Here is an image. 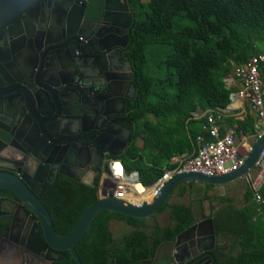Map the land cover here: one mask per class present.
Masks as SVG:
<instances>
[{"label": "trees", "instance_id": "trees-1", "mask_svg": "<svg viewBox=\"0 0 264 264\" xmlns=\"http://www.w3.org/2000/svg\"><path fill=\"white\" fill-rule=\"evenodd\" d=\"M134 16L126 48L133 70L134 97L127 102L132 126L130 140L117 155L127 173L138 172L140 183L152 185L177 155H191L205 118L196 112L224 109L232 89L225 79L235 66L256 54H264V0H126ZM244 133H253L251 118L238 123ZM221 133L220 135H222ZM142 145L139 146L138 142ZM98 177L93 186L58 176L44 200L55 231L69 234L79 216L97 200ZM193 182L174 188L158 213L167 211L169 223L148 224L110 211L100 212L89 231L75 247L81 264H142L153 259L163 244L195 222L191 207L169 203L174 190L186 194ZM210 186L207 185L206 188ZM264 198V183L258 191ZM245 206L235 208L230 198L218 196L223 205L212 212L216 237H230L229 251L216 264H264V204L253 192L244 193ZM214 197L204 190L200 202ZM201 218H205L202 204ZM113 221L132 229L120 238L110 230ZM55 264H76L68 252Z\"/></svg>", "mask_w": 264, "mask_h": 264}, {"label": "flooded vegetation", "instance_id": "flooded-vegetation-1", "mask_svg": "<svg viewBox=\"0 0 264 264\" xmlns=\"http://www.w3.org/2000/svg\"><path fill=\"white\" fill-rule=\"evenodd\" d=\"M133 23L126 0H43L27 9L21 23L12 26L8 34L0 32V57L7 59V63L2 61L11 67L16 81L12 87L9 77L0 79V171L24 178L43 205L58 176L70 172L89 178L90 166L102 158V151L96 149L100 132L120 130L122 136L130 138L127 102L133 99L135 88L126 48ZM72 35H77L76 41ZM51 40H59L57 46L64 47L59 54V77H52L53 58L47 68L52 73L48 71L49 80L56 81L66 93L62 117L52 107L50 113L45 94L39 105L33 104L35 109L39 106L41 115L29 99L32 80L27 77L34 70L36 48L43 52L54 47L47 44ZM15 64L24 69L23 75ZM70 148L74 154L65 160L61 154ZM46 150L56 151L52 158L58 160L55 164L45 165L49 158L42 152ZM108 155L102 154L103 158ZM23 206L14 194L0 190V264H55L65 259V253L52 252L39 242L34 221ZM218 246L216 234L213 240L202 225L163 244L148 260H152L150 264H216ZM226 254L221 250L220 257Z\"/></svg>", "mask_w": 264, "mask_h": 264}, {"label": "water", "instance_id": "water-1", "mask_svg": "<svg viewBox=\"0 0 264 264\" xmlns=\"http://www.w3.org/2000/svg\"><path fill=\"white\" fill-rule=\"evenodd\" d=\"M43 0H0V32H5L6 34L9 33V29L14 26L15 24L21 23V16L25 13L27 9H29L33 4L36 5L41 4ZM50 10V23H53V13ZM73 41L77 40V35L70 36ZM47 38V36H46ZM58 41L51 40L47 44L51 47L46 51L41 52L42 49L36 48L38 51V57L36 56V61L33 65V71L31 77H27L28 79L32 80V84L29 86V99L31 101V106L36 113L41 115L39 106L38 109L34 108V102L39 105V100L43 94L48 98V110L51 113V107L57 111L61 117L64 116L66 113V104L65 98L66 93H62V88L57 87L56 81L49 80L51 79L48 76L49 74L55 73L52 77H59V72L61 69V56L59 55L62 53L64 47L57 46ZM62 50V51H61ZM66 50V49H65ZM64 50V51H65ZM41 53V54H40ZM52 58L54 60V65L51 68L52 73L48 68V65L51 63ZM4 60L6 63L8 62L7 59L3 56L0 57V79L4 80L9 77L13 86H15L16 81L14 78V74L11 70L9 65H5ZM42 66V74L41 72ZM14 67L18 69L22 75L24 74V69L21 67L20 64H15ZM45 70V71H44ZM33 78V79H32ZM18 84V82H17ZM40 88V89H39ZM22 97L24 98L25 94L23 92ZM19 92V94L21 95ZM26 98V96H25ZM114 113V112H111ZM37 120L35 119V122ZM49 132V131H48ZM65 135V133H63ZM101 137L100 140H97L96 149L99 151V156L102 157L99 159V162L92 163L90 166V175L88 179L81 178L79 176L73 175L70 172L64 173L63 175L84 183L85 185L93 186L94 179L98 175L99 165L101 160L103 159V152H106L110 156H115L119 154L129 143V135L126 137L122 136L120 130H112L111 133L108 130H103L100 132ZM120 138H122L120 140ZM46 140V138H45ZM123 140V141H122ZM111 142V145L109 143ZM39 142L35 143L32 148V153L37 150ZM54 147V143L50 144ZM264 147V132L260 135V137L253 143L251 147L250 153L245 157L244 164L241 168L237 171L232 172L225 176H213L208 177L204 176L199 173H179L176 174L170 181H168L160 194L149 204H144L142 208L137 209L132 206H125L122 204L121 201L112 197V194L109 193L102 198H98L94 203H92L78 218L76 224L74 225L72 231L67 235H60L58 234L53 226L51 216L40 201L39 196L32 191L30 185L27 184V181L23 179H19L15 175L7 172L0 171V190H5L11 192L16 197H18L24 204V210L32 217L34 221V228L37 232V238L39 242H41L48 250L52 252H68L76 264H81V261L75 251V247L77 244L83 239L86 233L89 231L94 219L96 216L106 210L114 213H119L125 216H129L132 218L137 219H149L150 217L154 216L156 213L159 212L162 204L164 203L165 199L169 196L171 191L176 188L177 186L184 185L186 183H201L204 185H211V186H222L236 179L240 178H248L249 173L254 169L255 164L259 158L262 148ZM74 154V149L70 148L67 152L62 156H64L65 160L68 156ZM42 154L49 159H46L45 165H52L55 164L58 160H53V156L56 154V151H48L42 152ZM137 179L139 180L138 172H135ZM205 225L208 229L209 234L212 235L213 240L215 239V233L213 228V223L211 218H206L201 222L194 223L191 227L183 231L180 235L177 236V240L181 237L185 236L189 232H195L199 226ZM152 260L143 261L142 264H150Z\"/></svg>", "mask_w": 264, "mask_h": 264}, {"label": "built area", "instance_id": "built-area-1", "mask_svg": "<svg viewBox=\"0 0 264 264\" xmlns=\"http://www.w3.org/2000/svg\"><path fill=\"white\" fill-rule=\"evenodd\" d=\"M264 54L259 53L249 58L242 65L235 66L225 81L234 79L239 83L236 95L243 100L255 118L254 128L257 140L264 132ZM223 110L208 111L204 116L207 139L197 137V149L191 155H177L169 160L171 169H167L150 186H143L135 172L127 173L119 160L104 157L99 165L97 197L102 198L111 193L112 197L125 206L140 209L151 203L162 191L165 184L179 173H199L204 176H225L237 171L244 164L251 147L245 148L236 144L233 130L220 135V124L223 121ZM242 147H245L242 144ZM252 174L247 178L257 204H264L258 191L264 183V147L255 164Z\"/></svg>", "mask_w": 264, "mask_h": 264}, {"label": "rangeland", "instance_id": "rangeland-1", "mask_svg": "<svg viewBox=\"0 0 264 264\" xmlns=\"http://www.w3.org/2000/svg\"><path fill=\"white\" fill-rule=\"evenodd\" d=\"M247 178L237 179L231 183H227L222 186H215L216 188H209L208 194L212 195L214 199L210 204L205 203L204 201L200 202L199 200L202 198L203 192L205 190V186L199 183H193V186L187 190L186 194L182 197L178 195V192L174 190L173 194L170 197L169 203H180L186 206L191 207L194 212L196 219L201 218L200 207L206 206L203 209V213L207 215L209 211V206L218 207L220 203L217 200V197L223 194L224 197H229L232 200L233 206L240 207L243 203V194L249 186L248 182H246ZM247 183V184H246ZM157 223L160 226H164L169 223L168 220V212L164 211L161 213H156L154 215L153 220H149L148 224ZM131 227L125 224L124 222L113 221L110 225V230L115 238H120L124 234L131 231Z\"/></svg>", "mask_w": 264, "mask_h": 264}, {"label": "crops", "instance_id": "crops-1", "mask_svg": "<svg viewBox=\"0 0 264 264\" xmlns=\"http://www.w3.org/2000/svg\"><path fill=\"white\" fill-rule=\"evenodd\" d=\"M262 76L264 78V67L262 69ZM226 86L228 88L232 89V93L230 95V103H229V105L226 108L222 109L223 113H224V116H223V121L220 124V134L226 132L227 130H233L234 136H235V142H236L237 145H239L241 147V153H244L246 151L245 148H248L249 146H252L253 143L256 141L255 138H256V134L257 133H256V130L254 128L255 118L252 115V113H250L246 103L243 100H241L236 95V92H237V90L239 88V83L236 80H234V79H229L228 81H226ZM206 113H204V112H196L193 115H194V118H196V119H199V118H203L204 119V116L206 115ZM246 118H251V120H252V125H253V130H254L253 133L244 134L238 129V123L239 122H243ZM202 131L206 134V132H205V124L202 126ZM242 144H244L245 147H242ZM138 145L139 146L142 145L141 141L138 142ZM252 173H254L253 170L249 173V175L252 174ZM246 182H248V180H246ZM199 184H201V183H199ZM201 185L205 186V189H207V190L209 188H211V187L216 188L215 186H211V185H209L210 186L209 188H206L207 185H204V184H201ZM248 187L249 186H247L246 190L248 189ZM249 189H250V187H249ZM207 195L213 197L212 195L208 194V191H207ZM219 196H223V194H221ZM227 198H229V197H227ZM204 202L208 203V204L211 203L208 200H205ZM222 206L223 205H221V204L218 207L217 206L216 207L209 206V211L210 212L207 215H205V218L196 219V217L194 215L195 222L199 221V220H202V219L211 218V217H209V215L212 212H214V211L218 210L219 208H221ZM243 206H245L244 196H243L242 205L240 207H236V206H234V207L235 208H242ZM202 207L204 209V207H206V206H202ZM230 242H231V238L228 237V236L220 237V238L218 237V245L222 247L223 253H227L229 251Z\"/></svg>", "mask_w": 264, "mask_h": 264}, {"label": "bare ground", "instance_id": "bare-ground-1", "mask_svg": "<svg viewBox=\"0 0 264 264\" xmlns=\"http://www.w3.org/2000/svg\"><path fill=\"white\" fill-rule=\"evenodd\" d=\"M106 157V156H105ZM171 166V165H170ZM172 168V167H171ZM98 199V198H97Z\"/></svg>", "mask_w": 264, "mask_h": 264}]
</instances>
